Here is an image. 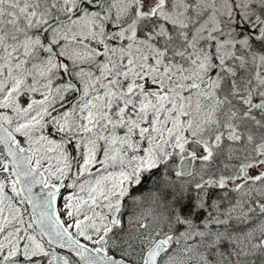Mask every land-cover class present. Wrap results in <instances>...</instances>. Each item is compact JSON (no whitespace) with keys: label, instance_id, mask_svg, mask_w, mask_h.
Listing matches in <instances>:
<instances>
[{"label":"snow or ice","instance_id":"6c2138e0","mask_svg":"<svg viewBox=\"0 0 264 264\" xmlns=\"http://www.w3.org/2000/svg\"><path fill=\"white\" fill-rule=\"evenodd\" d=\"M0 264H264V0H0Z\"/></svg>","mask_w":264,"mask_h":264}]
</instances>
